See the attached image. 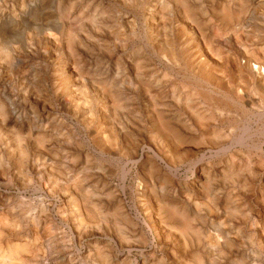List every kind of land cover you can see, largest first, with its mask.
<instances>
[{
    "label": "rangeland",
    "instance_id": "rangeland-1",
    "mask_svg": "<svg viewBox=\"0 0 264 264\" xmlns=\"http://www.w3.org/2000/svg\"><path fill=\"white\" fill-rule=\"evenodd\" d=\"M56 1L0 0V259L264 264V0Z\"/></svg>",
    "mask_w": 264,
    "mask_h": 264
},
{
    "label": "bare ground",
    "instance_id": "bare-ground-1",
    "mask_svg": "<svg viewBox=\"0 0 264 264\" xmlns=\"http://www.w3.org/2000/svg\"><path fill=\"white\" fill-rule=\"evenodd\" d=\"M44 1V0H43ZM58 1V0H57ZM56 1V2H57ZM154 2H153V4H152V6H153V8L149 11V14L146 16L145 14H143V15H145V22H146V24H152V25H154L155 27H156V30L158 31V32H161L162 31V28H164L165 27V25L163 24V25H161L160 23H159V21H158V19H157V16H158V14H159V10L160 9H162V7H164L163 6V3L160 1V0H153ZM176 1H181V0H176ZM226 1V0H225ZM255 1V0H254ZM231 2V1H230ZM59 3V2H58ZM179 3V2H178ZM177 3V4H178ZM53 4V3H52ZM258 4V3H257ZM43 5V4H42ZM54 5V4H53ZM1 6V5H0ZM45 6V5H44ZM51 6V8H52V5H50ZM181 6V5H180ZM151 8V7H150ZM149 8V9H150ZM184 8H186V6H184ZM174 9V8H173ZM27 10V9H26ZM184 10V9H183ZM260 10V9H259ZM17 12V11H16ZM229 12V11H228ZM97 13V12H96ZM95 13V14H96ZM145 13V12H144ZM17 14V13H16ZM224 14V13H223ZM248 14V13H247ZM12 15V14H11ZM45 15V14H44ZM86 15V14H85ZM184 15V14H183ZM140 16H142V14L140 15ZM243 16V15H242ZM7 17V16H6ZM13 17V16H12ZM70 17V16H69ZM83 17V16H82ZM94 17H95V15H94ZM224 17V16H223ZM222 17V18H223ZM226 17V16H225ZM4 18V17H3ZM15 18V17H14ZM60 18V17H59ZM235 18V17H234ZM233 18V19H234ZM1 19H2V16H1ZM11 19V18H10ZM42 19V18H41ZM143 19V18H142ZM185 19H187V21H190V20H193L190 16H189V14L188 13H185ZM18 20V19H17ZM44 20V19H43ZM62 20V19H61ZM98 20V19H97ZM165 21V20H164ZM233 21V20H232ZM29 23V22H28ZM66 23V22H65ZM93 23V22H92ZM95 23V22H94ZM97 23V22H96ZM163 23V22H162ZM50 25V24H49ZM54 25V24H53ZM58 25V24H57ZM168 25V24H167ZM60 26V25H59ZM63 26V25H62ZM61 26V27H62ZM84 26V25H83ZM24 27V26H23ZM65 27V26H64ZM67 27V26H66ZM241 27V26H240ZM14 28V27H13ZM17 28V27H16ZM179 28H181V27H179ZM237 28V27H236ZM40 29H42V28H40ZM55 30H56V28H54ZM165 29V28H164ZM183 29V28H182ZM242 29H243V27H242ZM43 30L44 31H47L48 29L47 28H43ZM58 30V29H57ZM124 30V29H123ZM232 30H234V29H232ZM244 30V29H243ZM70 31V30H69ZM245 31V30H244ZM248 31V30H247ZM7 32V31H6ZM63 32V31H62ZM239 32V31H238ZM246 32V31H245ZM58 33H61V32H58ZM71 33V32H70ZM236 34V33H235ZM1 35V34H0ZM42 35V34H41ZM44 35V34H43ZM48 35V34H47ZM188 35V34H187ZM45 36V35H44ZM185 36V35H184ZM3 37H4V35H3ZM32 37V36H31ZM48 37V36H47ZM237 37H238V35H237ZM241 37V36H240ZM5 38V37H4ZM29 38V37H28ZM27 38V39H28ZM50 39V38H49ZM167 40V39H166ZM16 41H17V39H16ZM20 41V40H19ZM27 41V40H26ZM202 41V40H201ZM237 41V40H236ZM4 42V41H3ZM222 42V41H221ZM27 43V42H26ZM14 44V43H13ZM21 45V44H20ZM23 45V44H22ZM1 46H2V44L0 43V48H1ZM24 47V46H23ZM16 48V47H15ZM230 48V47H229ZM238 48V47H237ZM253 48V47H252ZM234 49V48H233ZM2 50V48L0 49V51ZM19 50V49H18ZM207 50H208V48H207ZM21 51V50H20ZM220 51V50H219ZM259 52V51H258ZM232 53V52H231ZM241 54V53H240ZM245 54H246V51H245ZM16 55V54H15ZM250 55V54H249ZM253 55V54H252ZM245 56V58H247L246 57V55H244ZM244 56H243V58H244ZM29 57V56H28ZM253 56H249V58L248 59H246V61H247V65L249 66V72L250 73H252V74H257V76H258V81H259V86L258 87H260V89H262V91H263V93H264V64H263V62L262 63H259V62H255L256 60H257V58L254 60V58L253 59H251ZM211 59V58H210ZM228 59V58H227ZM264 59V58H263ZM234 60V59H233ZM69 61V60H68ZM71 61V60H70ZM259 61V60H258ZM243 62V61H242ZM220 63V62H219ZM202 65V64H201ZM223 66V65H222ZM201 68V67H200ZM60 69V68H59ZM62 71H63V73L61 72H59V77L60 78H62V75H68V76H71L72 77V75H80V73H79V71H78V69H77V66H76V64L74 63V64H68V63H65V64H62ZM197 69H198V67H197ZM199 70V69H198ZM59 71V70H58ZM244 76H246V75H244ZM58 77V76H57ZM69 78V77H68ZM76 78V77H75ZM79 78V77H78ZM85 79V78H84ZM90 79V78H89ZM62 80V79H61ZM115 80V79H114ZM257 80V79H256ZM117 81V80H116ZM75 82H76V80H75ZM75 82H73V83H75ZM80 82V81H79ZM84 82V81H83ZM57 83V82H56ZM65 83V82H64ZM82 83V82H81ZM58 84H59V82H58ZM70 84H72V83H70ZM69 84V85H70ZM162 84V83H161ZM258 84V83H257ZM67 85V84H66ZM78 85H79V83H78ZM76 86V87H79V86ZM85 85V84H84ZM195 85V84H194ZM57 86V85H56ZM61 86V85H60ZM81 86H82V84H81ZM198 86V85H197ZM255 86H257L256 84H255ZM75 87V85H74V88H76ZM85 87V86H84ZM83 87V88H84ZM99 87V86H98ZM162 87V86H161ZM61 88H63V91H68V87L67 86H65V85H62V87ZM86 88V87H85ZM84 88V89H85ZM123 88V87H122ZM60 89V88H59ZM69 89H71V87L69 88ZM58 90V89H57ZM73 90V89H72ZM82 90V89H81ZM103 90V89H102ZM70 91V90H69ZM84 91V90H83ZM247 91V90H246ZM245 91V92H246ZM9 92V91H8ZM60 92H62V91H60ZM73 92V91H72ZM76 92V91H75ZM75 92H73V94L75 93ZM86 92V91H85ZM101 92V91H100ZM199 92V91H198ZM197 92V93H198ZM244 92V94H246ZM58 93V92H57ZM56 93V94H57ZM87 93V92H86ZM105 93V92H104ZM56 94H55V96H56ZM248 94V93H247ZM247 94L246 95H244V96H246L247 97ZM250 94H252V93H250ZM76 95V94H75ZM74 95V96H75ZM203 95V94H202ZM261 95H262V93H261ZM58 96V95H57ZM60 96V95H59ZM178 96V95H177ZM263 96V95H262ZM78 97V96H77ZM102 97V96H101ZM199 97V96H198ZM245 97V98H246ZM252 97V96H251ZM251 97H250V101H252L251 100ZM106 98V97H105ZM108 98V97H107ZM147 98V97H146ZM256 98V97H255ZM62 99V98H61ZM68 101H70V99H71V97H68ZM110 99H111V97H110ZM195 99V98H194ZM210 99V98H209ZM216 99V98H215ZM214 99V100H215ZM257 99V98H256ZM67 100V99H66ZM78 100V99H77ZM105 100V99H104ZM148 100H150V99H148ZM73 101V100H72ZM71 101V102H72ZM146 101V100H145ZM151 101V100H150ZM246 101V100H245ZM249 101V102H250ZM255 101H257V100H255ZM78 102V101H77ZM82 102V101H81ZM87 102V101H86ZM110 102V101H109ZM210 102V101H209ZM253 102V101H252ZM208 103V102H207ZM1 104V106H0V117H2V115H3V113L6 115L7 113V111H5V105H4V103L2 104V103H0ZM106 104V103H105ZM111 104V103H110ZM148 104V103H147ZM209 104V103H208ZM255 104V103H254ZM253 104V105H254ZM68 105V104H67ZM70 105V104H69ZM77 105H78V103H77ZM182 105V104H181ZM124 106V105H123ZM191 106V105H190ZM218 106H220V105H218ZM80 107V106H79ZM75 108H76V106H75ZM151 108V107H150ZM70 109V108H69ZM161 109V108H160ZM7 110V109H6ZM80 110H81V108H80ZM68 112H69V110H68ZM164 112V111H163ZM151 113H152V118H156L157 120H159V122H161L162 121V116H160L161 114H159V113H157V111L155 110V108L151 111ZM230 113V112H229ZM79 114V113H78ZM253 116V115H252ZM151 117V116H150ZM256 120H258V119H256ZM14 121V120H13ZM164 121V120H163ZM245 121V120H244ZM6 122V121H5ZM4 122V123H5ZM3 123V125H5ZM162 124V123H161ZM246 124H247V122H246ZM38 126V125H37ZM34 127V126H33ZM35 127H36V125H35ZM123 128V127H122ZM166 129V128H165ZM164 129V130H165ZM166 131V130H165ZM255 132V131H254ZM31 134V133H30ZM38 135V134H37ZM29 137V136H28ZM32 137V136H31ZM4 138V137H3ZM24 139H23V141L26 139V137H23ZM28 139V138H27ZM32 139V138H31ZM248 139V138H247ZM22 140V139H21ZM33 140V139H32ZM108 140V139H107ZM159 140V139H158ZM16 141V140H15ZM25 142H27V141H25ZM30 142H31V140H30ZM34 142V141H33ZM107 142V141H106ZM234 142V141H233ZM17 143H18V141H17ZM36 143V142H35ZM23 143H21V145H22ZM106 144V143H105ZM109 144H110V142H109ZM236 144V143H235ZM243 144H244V142H243ZM17 145H19V144H17ZM24 145V144H23ZM35 145H37V144H35ZM14 146H15V143H14ZM26 146V145H25ZM206 147V146H205ZM21 149H22V147H20ZM26 148H27V146H26ZM34 148V147H33ZM40 148V147H39ZM136 148V147H135ZM13 150V149H12ZM16 151V150H15ZM18 151V150H17ZM19 151H21V150H19ZM10 152H12V151H10ZM9 153V152H8ZM22 153V152H21ZM26 153H27V149H26ZM11 154V153H10ZM123 155V154H122ZM155 155V154H154ZM157 157V156H156ZM207 158V157H206ZM159 159V158H158ZM32 161V160H31ZM200 163V162H199ZM216 164V163H215ZM217 164H219V163H217ZM13 165V164H12ZM197 165V164H196ZM228 165V164H227ZM213 166H214V164H213ZM222 166H225V165H222ZM165 167V166H164ZM193 167V166H192ZM213 168V167H212ZM217 168V167H216ZM235 168V167H234ZM250 168V167H249ZM173 170V169H172ZM21 171V170H20ZM22 172V171H21ZM21 172H19V173H21ZM201 172V171H200ZM232 172H234L233 170H232ZM216 173H219V172H216ZM171 174V173H170ZM200 175V174H199ZM204 175L205 174H203V178H205L204 177ZM255 175V174H254ZM6 177V176H5ZM3 178V177H2ZM9 179V178H8ZM208 180V179H207ZM206 182H208V181H206ZM56 183V182H55ZM204 184V183H203ZM209 184V183H208ZM200 185V184H199ZM72 189V188H71ZM249 189V188H248ZM74 193H76V192H74ZM78 194V193H77ZM67 195V194H66ZM215 195V194H214ZM68 197V196H67ZM71 197V196H70ZM214 199V198H213ZM24 202V201H23ZM203 204H204V202H203ZM205 205V204H204ZM208 205V204H207ZM232 205V204H231ZM30 206V205H29ZM196 206H197V204H196ZM206 206V205H205ZM2 207V206H1ZM202 207V206H201ZM237 207V206H236ZM83 208V207H82ZM208 208V207H207ZM21 209H23V208H21ZM42 209V208H41ZM88 210V209H87ZM206 210V209H205ZM198 211V210H197ZM204 211V210H203ZM202 211V212H203ZM30 212V211H29ZM210 213V212H209ZM208 213V214H209ZM250 213V212H249ZM261 213V212H260ZM46 214V213H45ZM201 215V214H200ZM260 217V216H259ZM88 218H89V216H88ZM163 219V218H162ZM233 219V218H232ZM259 219V218H258ZM2 220V219H1ZM33 221H35V220H33ZM151 221L152 222H154V219L152 218L151 219ZM250 222V221H249ZM35 223V222H34ZM201 223V222H200ZM212 223V222H211ZM4 224H6V223H4ZM3 224V225H4ZM213 224V223H212ZM3 225H1L2 227H3ZM255 226V225H254ZM254 226H252V227H254ZM8 226L6 225V227L5 228H7ZM37 227V226H36ZM38 227H39V225H38ZM91 227V226H90ZM115 227V226H114ZM11 228V230H10V233H11V231L13 230V228L12 227H10ZM185 228V227H184ZM16 229V228H15ZM15 229H14V231H15ZM46 229V228H45ZM255 229V228H254ZM3 230V229H2ZM5 230V229H4ZM9 230V229H8ZM184 230V229H183ZM17 231V230H16ZM15 231V232H16ZM5 232H6V230H5ZM7 233H9V231L7 232ZM180 233V232H179ZM191 233V232H190ZM13 234V233H12ZM84 234V233H83ZM11 235V234H10ZM14 235V234H13ZM85 235V234H84ZM262 235V234H261ZM2 236V235H1ZM120 236V235H119ZM127 236V235H126ZM208 236V235H207ZM16 237H18V239H17V243H15V245H13L12 243V245H13V247H12V245H11V247L13 248V249H11V248H7V249H9V253H8V255L6 254V255H4V257H2L0 260H1V262H0V264H18L19 263V256L18 255H20L21 256V253H22V255L24 256V252H28L27 250L25 251L24 249H26L27 248V245L29 244V242H28V238H27V235L25 236L24 234H21L20 233V235L19 234H17L16 235ZM43 237V236H42ZM45 238V237H44ZM188 238V237H187ZM262 238V237H261ZM3 239V238H2ZM36 239V238H35ZM79 239V238H78ZM206 239V238H205ZM188 240V239H187ZM208 240V239H207ZM212 240V239H211ZM2 241V240H1ZM0 241V242H1ZM251 241V240H250ZM263 241V240H262ZM40 242V241H39ZM10 243V242H9ZM69 244V243H68ZM8 245H10V244H8ZM30 245V244H29ZM33 245H35V243L33 244ZM184 245V244H183ZM208 245V244H207ZM229 245V244H228ZM254 245V244H253ZM7 246V245H6ZM154 246V245H153ZM209 246V245H208ZM259 246H261V245H259ZM264 246V245H263ZM29 247V246H28ZM31 247V246H30ZM32 247H34V246H32ZM211 247V246H210ZM213 247V246H212ZM20 248L21 249H23L22 250V252L20 251ZM96 248V247H95ZM29 249H31V248H29ZM97 249V248H96ZM212 249V248H211ZM88 250V249H87ZM20 251V253H17L16 254V252H19ZM205 251V250H204ZM210 251V250H209ZM255 251V250H254ZM29 252H30V250H29ZM29 252H28V254H29ZM16 254V255H15ZM27 255V254H26ZM25 255V256H26ZM16 256H18V257H16ZM28 257L30 256V254L29 255H27ZM26 256V257H27ZM259 257V256H258ZM257 257V258H258ZM206 258V257H205ZM28 259V258H27ZM43 259V258H42ZM254 259V258H253ZM22 261H24L23 259H21ZM63 260V259H62ZM257 260V259H256ZM210 261V260H209ZM215 261V260H214ZM20 264H21V262H20Z\"/></svg>",
    "mask_w": 264,
    "mask_h": 264
}]
</instances>
